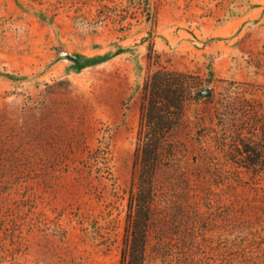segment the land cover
Instances as JSON below:
<instances>
[{
	"label": "rangeland",
	"instance_id": "1",
	"mask_svg": "<svg viewBox=\"0 0 264 264\" xmlns=\"http://www.w3.org/2000/svg\"><path fill=\"white\" fill-rule=\"evenodd\" d=\"M153 1L156 25L139 0H0V264H120L152 35L213 91L183 137L217 122L220 80L264 100V0ZM240 177L250 225L203 230L196 264H229L233 239L238 264H264V174Z\"/></svg>",
	"mask_w": 264,
	"mask_h": 264
},
{
	"label": "trees",
	"instance_id": "2",
	"mask_svg": "<svg viewBox=\"0 0 264 264\" xmlns=\"http://www.w3.org/2000/svg\"><path fill=\"white\" fill-rule=\"evenodd\" d=\"M139 3L156 25L159 6ZM155 38L148 47L120 264H159L170 257L196 264L204 252L203 230H245L251 223L243 217L252 201L238 185L242 173L264 174V100L246 97L249 84L220 80L226 87L215 102L217 122L183 137L190 107L213 100V91L204 95L208 81L200 74L163 65ZM260 200L264 205V196ZM180 240L184 247L176 257ZM227 244V262L238 264V240Z\"/></svg>",
	"mask_w": 264,
	"mask_h": 264
},
{
	"label": "water",
	"instance_id": "3",
	"mask_svg": "<svg viewBox=\"0 0 264 264\" xmlns=\"http://www.w3.org/2000/svg\"><path fill=\"white\" fill-rule=\"evenodd\" d=\"M64 57H66V58H69V59H74L73 57H71V56H69V55H67V54H65L64 55ZM210 91H209V89H206V90H204V95H206V94H208Z\"/></svg>",
	"mask_w": 264,
	"mask_h": 264
}]
</instances>
